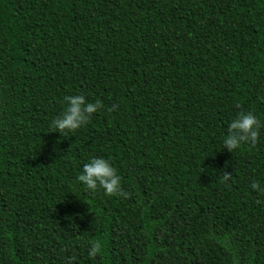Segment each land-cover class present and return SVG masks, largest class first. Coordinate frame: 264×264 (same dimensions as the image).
Segmentation results:
<instances>
[{
	"label": "trees",
	"instance_id": "trees-1",
	"mask_svg": "<svg viewBox=\"0 0 264 264\" xmlns=\"http://www.w3.org/2000/svg\"><path fill=\"white\" fill-rule=\"evenodd\" d=\"M78 94L104 107L52 132ZM240 112L259 139L229 152ZM92 158L127 198L76 179ZM253 181L264 0H0V264H264Z\"/></svg>",
	"mask_w": 264,
	"mask_h": 264
},
{
	"label": "clouds",
	"instance_id": "clouds-1",
	"mask_svg": "<svg viewBox=\"0 0 264 264\" xmlns=\"http://www.w3.org/2000/svg\"><path fill=\"white\" fill-rule=\"evenodd\" d=\"M65 110L51 121L52 132H59L67 135L74 132L81 126L86 125L91 116L104 107L103 102L96 100L88 102L83 94L74 96H65ZM239 107V105H237ZM118 105L113 104L108 111H114ZM260 121L251 112H240L236 118L228 125L227 136L223 141L224 148L229 152L239 148L243 143L255 145L259 139ZM231 174L223 173L222 179L228 181ZM86 188L95 192L98 188L103 189L104 194L108 196H123L127 198L129 193L121 188L120 177L116 170L111 166L108 160L104 158H92L83 165L82 173L76 177ZM251 188L264 193L258 182L253 181ZM102 244L99 240H92L88 250L89 258L94 259L101 253ZM72 260L75 257L71 258Z\"/></svg>",
	"mask_w": 264,
	"mask_h": 264
}]
</instances>
